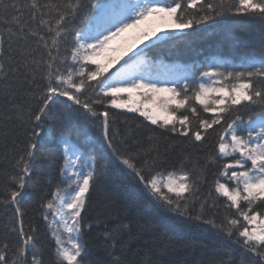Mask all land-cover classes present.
I'll list each match as a JSON object with an SVG mask.
<instances>
[{
  "label": "snow or ice",
  "instance_id": "1",
  "mask_svg": "<svg viewBox=\"0 0 264 264\" xmlns=\"http://www.w3.org/2000/svg\"><path fill=\"white\" fill-rule=\"evenodd\" d=\"M226 24L239 64L161 58ZM110 171L143 223L96 210ZM152 216L224 242L193 264H264V0H0V264H186L142 241Z\"/></svg>",
  "mask_w": 264,
  "mask_h": 264
},
{
  "label": "trees",
  "instance_id": "2",
  "mask_svg": "<svg viewBox=\"0 0 264 264\" xmlns=\"http://www.w3.org/2000/svg\"><path fill=\"white\" fill-rule=\"evenodd\" d=\"M255 27L256 26H252V29L247 30H254ZM245 32L246 29L240 26L231 24L221 25L216 28L217 39L211 48L206 44H202L200 41H196L191 46L194 50L186 52L179 58L170 53L167 48L162 50L161 58L164 59L165 63L176 61L180 64L187 63L190 65L193 61L199 63L208 55L209 51H218L222 54V59L239 64L245 54L251 52L252 41L245 35ZM221 33L226 35L228 39L225 40L223 36L220 35ZM197 52L201 54L197 55ZM150 55H152V53H150ZM118 111L124 112V115L129 118V122L135 127V122H133L131 118L138 116V114L127 113L125 110ZM78 127L81 135L77 137L76 134L73 133V139H79L80 142L85 141L86 137L84 133L86 131H88L89 137H91L94 131L87 129L82 122ZM41 187H46L43 180L39 185L33 187L32 195L34 198L43 195V192L40 191ZM106 194L108 197L107 199L105 198ZM93 202L96 205L97 211H108L113 217L118 216L123 218L127 216L129 219L139 218V222L143 223V217L145 215H150L144 212V194L138 189H131L128 185V181L122 175L114 174L111 171L102 182L100 189L93 193ZM151 219L153 226L152 231L142 233V241L154 239L158 247L169 245V251L174 250L175 259L184 261L186 264H193V262L197 260L207 261L211 257V247L213 243H215L216 247H220L224 244L223 241H214L211 236L195 225H192L188 229H182L178 228L174 221L161 219L158 216H152ZM112 226L113 224L109 223V227ZM132 229L133 233H135V223H133ZM95 236V232L85 236V240L88 241L90 246H95L99 243L95 239ZM126 238L127 236H125V239ZM185 243H192L195 247L193 249H186L182 247ZM205 245H208L209 248L205 249ZM96 255L99 258L104 257L102 250L97 251Z\"/></svg>",
  "mask_w": 264,
  "mask_h": 264
},
{
  "label": "rangeland",
  "instance_id": "3",
  "mask_svg": "<svg viewBox=\"0 0 264 264\" xmlns=\"http://www.w3.org/2000/svg\"><path fill=\"white\" fill-rule=\"evenodd\" d=\"M146 43H150V41H148V42H146ZM143 46H144L143 44H140V45H139V47H143ZM135 50H137V51H138V50H139V48H137V49H135ZM129 55H131V53H130ZM125 59H127V57H125ZM118 66H119V65H117L116 67H118ZM113 70H114V69H113Z\"/></svg>",
  "mask_w": 264,
  "mask_h": 264
}]
</instances>
